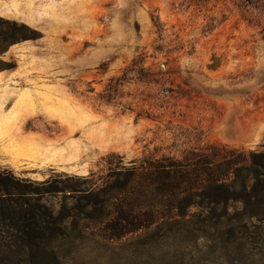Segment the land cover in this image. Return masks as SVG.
I'll list each match as a JSON object with an SVG mask.
<instances>
[{
    "label": "rangeland",
    "instance_id": "obj_1",
    "mask_svg": "<svg viewBox=\"0 0 264 264\" xmlns=\"http://www.w3.org/2000/svg\"><path fill=\"white\" fill-rule=\"evenodd\" d=\"M1 29L33 38L0 55V174L47 182L56 224L0 264H264L263 222L111 229L125 200L149 226L134 168L264 154V0H0Z\"/></svg>",
    "mask_w": 264,
    "mask_h": 264
},
{
    "label": "trees",
    "instance_id": "obj_2",
    "mask_svg": "<svg viewBox=\"0 0 264 264\" xmlns=\"http://www.w3.org/2000/svg\"><path fill=\"white\" fill-rule=\"evenodd\" d=\"M20 27L34 32L24 25ZM32 38L24 32L4 33L1 29L0 55L6 53L9 46ZM12 68L0 61V72ZM129 173L130 182L139 173L143 187L138 188L150 195V221L148 227L135 223L137 214L131 208L132 200L123 201L118 213L125 224L118 222L111 226L117 238L159 223L162 219L159 208H167L171 213L179 211V219L186 218V212L195 208L198 213L192 217L201 223H209L211 219H227L240 225L253 221L264 223V154L231 150L218 160L200 156L191 163L173 162L168 166L149 163ZM45 185L48 183L0 174V235L3 239H16L33 248L53 234L56 219L48 206L38 204L42 201L38 199L42 195L38 187Z\"/></svg>",
    "mask_w": 264,
    "mask_h": 264
}]
</instances>
